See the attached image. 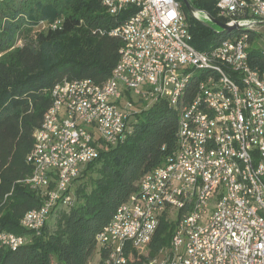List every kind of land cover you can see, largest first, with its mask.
Returning <instances> with one entry per match:
<instances>
[{"label":"built area","instance_id":"built-area-1","mask_svg":"<svg viewBox=\"0 0 264 264\" xmlns=\"http://www.w3.org/2000/svg\"><path fill=\"white\" fill-rule=\"evenodd\" d=\"M214 2L213 18L238 27L198 50L179 0H102L114 18L131 9L108 32L123 41L119 60L100 84L64 79L51 89L23 180L43 202L23 214L22 227L38 234L71 207L86 164L123 142L141 110L165 100L178 112L175 150L115 210L87 264H124L130 248L147 255L162 216L175 222L169 246L141 264H264V0ZM28 241L0 231V250Z\"/></svg>","mask_w":264,"mask_h":264},{"label":"trees","instance_id":"trees-1","mask_svg":"<svg viewBox=\"0 0 264 264\" xmlns=\"http://www.w3.org/2000/svg\"><path fill=\"white\" fill-rule=\"evenodd\" d=\"M179 1L194 48L207 50L232 33L191 17ZM189 2L216 18L214 0ZM130 12L114 18L102 0H0V231L29 237L16 249L2 248L0 264H87L97 248V234L137 192L139 179L173 154L178 112L159 100L136 115L123 142L86 164L73 183L95 171L93 187L87 192L78 185L74 204L57 210L53 228L47 222L36 234L20 225L23 214L43 202L23 180L31 173L25 158L51 105V89L64 79L104 82L123 46L121 38L108 32ZM44 22L45 28L33 31ZM17 40L22 45L15 46ZM174 224L162 216L147 255L130 248L124 264H141L168 247Z\"/></svg>","mask_w":264,"mask_h":264},{"label":"rangeland","instance_id":"rangeland-1","mask_svg":"<svg viewBox=\"0 0 264 264\" xmlns=\"http://www.w3.org/2000/svg\"><path fill=\"white\" fill-rule=\"evenodd\" d=\"M190 1V0H189ZM205 23H207L208 25H210L211 27L214 28L215 31H220V28L218 26H216L215 24H213L210 20H203ZM47 26V23H40L39 25L35 26L33 28V31H36V30H41L43 28H45ZM263 31H264V25L262 26L261 28ZM23 41L22 40H17L16 43H15V46H18V45H22ZM96 172L95 171H92V172H86L84 177L80 178V180L78 181H75V183H73L72 185V192L75 196V190L76 188L78 187V185L80 184L81 185H84L85 186V190L87 192H89L91 190V188L93 187L94 185V179L96 178ZM55 215L56 213H53L49 216L47 222H48V226H50V228H53L54 226V222H55ZM175 220V219H174ZM97 248L95 249L94 253L92 254L91 256V260L92 261H95L97 260V257H98V252H97ZM143 253L146 255V253L143 251Z\"/></svg>","mask_w":264,"mask_h":264},{"label":"water","instance_id":"water-1","mask_svg":"<svg viewBox=\"0 0 264 264\" xmlns=\"http://www.w3.org/2000/svg\"><path fill=\"white\" fill-rule=\"evenodd\" d=\"M182 3L184 4L186 10L188 11V13L190 15H192L195 11H197L198 9L195 8L190 2L189 0H181ZM209 20L215 24L216 26H218L220 28V31H230V30H233L235 28L238 27L237 24H232V25H229V24H226L222 21H219L211 16H209ZM205 23V22H204ZM207 24V23H206Z\"/></svg>","mask_w":264,"mask_h":264}]
</instances>
